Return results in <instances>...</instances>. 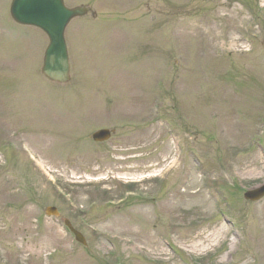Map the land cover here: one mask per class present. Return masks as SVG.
Instances as JSON below:
<instances>
[{
  "label": "rangeland",
  "instance_id": "obj_1",
  "mask_svg": "<svg viewBox=\"0 0 264 264\" xmlns=\"http://www.w3.org/2000/svg\"><path fill=\"white\" fill-rule=\"evenodd\" d=\"M64 2L96 14L65 30L62 85L40 74L46 37L0 0V264H249L264 243V199H242L264 182V0ZM99 128L113 137L93 143Z\"/></svg>",
  "mask_w": 264,
  "mask_h": 264
},
{
  "label": "water",
  "instance_id": "obj_2",
  "mask_svg": "<svg viewBox=\"0 0 264 264\" xmlns=\"http://www.w3.org/2000/svg\"><path fill=\"white\" fill-rule=\"evenodd\" d=\"M10 16L18 24L38 27L48 37L49 44L44 52L41 73L50 81L65 83L69 80V64L63 33L68 22L74 17L85 14L81 8L67 9L62 0H12ZM108 131L93 134L95 140H105ZM264 196V185L244 194L246 200L255 201ZM46 214L57 216L54 208H47ZM75 240L84 244V239L70 224L64 222Z\"/></svg>",
  "mask_w": 264,
  "mask_h": 264
},
{
  "label": "flooded vegetation",
  "instance_id": "obj_3",
  "mask_svg": "<svg viewBox=\"0 0 264 264\" xmlns=\"http://www.w3.org/2000/svg\"><path fill=\"white\" fill-rule=\"evenodd\" d=\"M261 244L252 246V261L249 264H264V243ZM233 254H236V250L233 251Z\"/></svg>",
  "mask_w": 264,
  "mask_h": 264
}]
</instances>
